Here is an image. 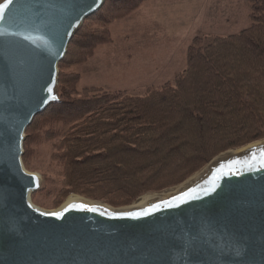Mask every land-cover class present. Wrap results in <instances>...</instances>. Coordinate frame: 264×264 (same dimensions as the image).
Instances as JSON below:
<instances>
[{"label":"water","instance_id":"95a60500","mask_svg":"<svg viewBox=\"0 0 264 264\" xmlns=\"http://www.w3.org/2000/svg\"><path fill=\"white\" fill-rule=\"evenodd\" d=\"M105 3L14 0L0 21V264H264V140L147 203L34 205L43 181L23 163L27 129L61 103L59 65Z\"/></svg>","mask_w":264,"mask_h":264},{"label":"trees","instance_id":"16d2710c","mask_svg":"<svg viewBox=\"0 0 264 264\" xmlns=\"http://www.w3.org/2000/svg\"><path fill=\"white\" fill-rule=\"evenodd\" d=\"M149 1L107 0L85 20L60 70L86 64L97 46L112 41L108 26ZM247 1L249 28L194 38L185 71L145 96L79 93L80 77L64 76L62 103L34 119L24 143L27 164L36 142L62 136L52 155L64 175L55 208L71 194L126 207L183 183L221 153L264 140V0Z\"/></svg>","mask_w":264,"mask_h":264},{"label":"rangeland","instance_id":"374dc122","mask_svg":"<svg viewBox=\"0 0 264 264\" xmlns=\"http://www.w3.org/2000/svg\"><path fill=\"white\" fill-rule=\"evenodd\" d=\"M145 4H143L139 9H141ZM156 5L158 7L155 10L160 12V17L164 21L167 31L171 34L177 33L173 36L168 35L165 38L173 39L178 43L179 48L181 49H186L187 46L191 44L192 40L198 36L211 37L214 35H235L240 33L242 30L249 28L251 24L249 19L250 6L247 0H164L162 6L161 4ZM131 15H127L126 17L117 20L108 26L112 35V26L116 25L112 41L108 44L97 46L86 64L71 67L64 66L61 70L59 68V71H61L59 72L58 83L59 94H61L62 88L66 86L65 83L62 82L64 76L70 74H75L80 77L79 83L76 85L79 93L88 89L84 86H92L89 88H101L110 92L124 93L131 96H145L148 92V88H160L166 83L172 82L175 78L172 75L173 73H171L172 71H177L178 74L185 71L187 55H181L180 53L179 55H172L174 57V69L170 70V74L162 75L154 73L151 69H149V66L152 62L153 64L162 62L160 58H164L165 55L130 56L128 54L130 41L126 43L122 40L125 33L116 27L120 24H128ZM214 18H216V20H214ZM208 20H210V23ZM167 23L173 24V26L169 28ZM110 52H113L114 54L104 55ZM93 58L94 61H91ZM90 61V66L94 63L95 69L99 72H89V74L93 75L90 80L91 83L82 82L81 84V78H83L81 76L82 68L90 63ZM164 64H166V60L164 61ZM65 93H72L71 86L67 88ZM77 97L81 98V94ZM53 128L61 133H64L67 130L60 125H55ZM47 129L50 128L47 127ZM61 139L62 136L53 142H44L42 144H38L36 142V144L32 146L33 156L29 160V163L25 164L23 160L26 170L40 175L43 181L42 189L32 196L34 205L42 210L52 211L60 208L69 198L74 196L90 201L102 202L85 196L71 194L59 207L55 208L59 194L64 190V175L62 166L52 160V155L55 153ZM190 178L177 186L167 188L163 191L145 194L141 196L142 198L139 197L134 203L126 207H132L133 205L142 202L146 196L158 195L166 192L167 190L178 188L186 183Z\"/></svg>","mask_w":264,"mask_h":264},{"label":"crops","instance_id":"0c3cea01","mask_svg":"<svg viewBox=\"0 0 264 264\" xmlns=\"http://www.w3.org/2000/svg\"><path fill=\"white\" fill-rule=\"evenodd\" d=\"M163 3L164 0H151L147 2L141 9L137 10L133 15L130 16L128 24L124 23L117 25L116 27L119 28L123 33H125L122 40H124L126 43L130 41V46L128 51V54L130 56L131 55H165L164 58H160L163 63L158 62L153 64L152 62L150 63L149 66V69H151L154 73L162 74V75L170 74L169 73L170 70L174 69V62H173L174 57L172 55H179V53L181 55H187V51L190 46L189 44L186 49L185 48L181 49L179 48L178 43L175 42L173 39L165 38L168 35L173 36L176 35L177 33L171 34L167 31V27L165 26L164 21L160 17V12L155 10L158 7L156 4H161L162 6ZM206 9H207V4H206ZM214 20H216V18H214ZM208 22L210 23V20H208ZM115 26H112L113 28L112 36L114 33ZM167 26L170 28L173 26V24L167 23ZM110 54H114V53L110 52L104 55H110ZM94 58L91 61H94ZM165 60H166V64H164ZM91 61L82 68L81 76L83 78H81V84L82 82L91 83L90 80L93 75L89 74V72H94V71L99 72L95 69L94 63L93 65L90 66ZM171 73H173L172 75L174 77L179 75L177 71H172ZM84 87L89 88L92 86H84ZM149 89L150 88H148V90Z\"/></svg>","mask_w":264,"mask_h":264},{"label":"snow or ice","instance_id":"6c2138e0","mask_svg":"<svg viewBox=\"0 0 264 264\" xmlns=\"http://www.w3.org/2000/svg\"><path fill=\"white\" fill-rule=\"evenodd\" d=\"M14 2V0H7L6 3L0 4V21L4 20L5 10Z\"/></svg>","mask_w":264,"mask_h":264},{"label":"bare ground","instance_id":"6f19581e","mask_svg":"<svg viewBox=\"0 0 264 264\" xmlns=\"http://www.w3.org/2000/svg\"><path fill=\"white\" fill-rule=\"evenodd\" d=\"M141 198H142V197H141ZM73 199H74V200H77V199H79V198H78V197L69 198L68 201L73 200ZM145 201H148V198H147V197L144 198L143 202H145ZM145 203H147V202H145ZM135 205H136V204H135Z\"/></svg>","mask_w":264,"mask_h":264}]
</instances>
